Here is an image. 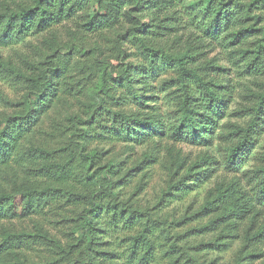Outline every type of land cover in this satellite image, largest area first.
<instances>
[{"label":"rangeland","instance_id":"obj_1","mask_svg":"<svg viewBox=\"0 0 264 264\" xmlns=\"http://www.w3.org/2000/svg\"><path fill=\"white\" fill-rule=\"evenodd\" d=\"M191 1L198 0H148L132 11L135 19L158 25V45L173 54L187 52L194 57L199 73L218 95L220 113L199 112L194 115L203 120L198 126L183 120L180 105L184 93L176 82L174 63L157 61L155 72L145 80L151 88L141 86V78L137 80L138 91L148 95L143 100L152 106L146 109L133 103L123 110L155 118L158 113L163 126L140 142L95 140L90 145L100 151L104 162L111 158L117 161L120 171L113 178L117 180V198L141 215L134 226L106 228L101 233L99 252L93 253V261L100 264H264V190L259 182L264 168V106L260 104L264 70L256 72L257 65L253 64L255 57L256 63L264 62V41L261 43L256 35L232 37L230 33L242 24L225 30L218 39L206 37L199 23L202 17L204 23L210 22L213 15L207 16L197 7L193 10ZM34 3L0 0V11H18ZM152 3L154 7H147ZM94 9L103 12L98 2L91 3L90 11ZM251 22L247 19L243 25ZM120 30H108L94 40L84 36L70 19L54 31L33 29L11 42H0V119L30 116L27 125L31 133L23 139L22 151L42 147L51 153L50 161L34 167L25 163L22 168L12 165L1 169L0 192L31 185L27 176L46 162L69 161L67 146L75 151L76 147L67 130L68 114L92 100L98 61H127L148 67L147 58L130 42L122 46L129 52L126 60L116 58L120 49L116 34ZM56 54L65 63L66 58L72 59V78L66 81L69 93L59 90L52 107L29 113L22 101L31 95L21 75L31 67L48 66ZM193 90L192 97L204 94L198 85ZM108 106L122 109L116 104ZM109 118L105 111L102 119ZM182 120L186 128L195 130L191 136L176 138L173 129ZM244 134L248 142L240 148L243 158H235L231 149L240 145ZM70 167L79 175L85 172L78 157ZM57 186L59 190L69 189ZM40 196L37 212L23 215L20 206L17 212L0 216V243L9 241V248L0 254V264H89L77 226V206L65 196ZM22 233L26 236L14 238ZM141 233L151 248L139 242L134 252L132 242Z\"/></svg>","mask_w":264,"mask_h":264},{"label":"trees","instance_id":"obj_2","mask_svg":"<svg viewBox=\"0 0 264 264\" xmlns=\"http://www.w3.org/2000/svg\"><path fill=\"white\" fill-rule=\"evenodd\" d=\"M147 1L35 0L34 5L23 7L18 11H0V42L3 43L18 39L33 29L54 31L63 21L73 19L75 26L83 32V35L94 40L102 37L108 30L121 29L116 34V39L120 41L117 59L122 56L123 60H126L125 56L129 52L123 50L122 46L129 42L133 43L140 54L147 58L148 67L127 61H122V64H113L106 60L98 61L100 65L97 82L91 95L93 101L83 103L78 109L68 114L67 130L76 147L75 151L71 145L67 146V149L71 151L69 161L46 162L36 172L27 176L31 185L25 186L24 189L16 188L13 192H0L1 217L17 212L20 206H22L23 215L37 212L41 206L40 195L44 193L54 196L53 199L65 196L67 202L77 206L80 211L77 226L81 230L80 240L85 244L84 252L89 257V264H100L93 261V253L99 252L97 248L101 233L106 228L134 226L137 219L141 218L136 209L117 198L119 193L116 190L117 180L115 182L113 179L120 171L117 161L111 158L104 162L100 151L90 147L95 140L140 142L152 137V131L156 134L161 131L160 127L163 123L160 122L158 113H155L157 116L155 118L153 115H141L139 112L128 114L123 110L125 105L133 103L138 106L143 105L146 109L152 106L143 100L148 95L139 92L141 89L137 85V80L141 78L144 80L140 82L141 86L151 88V84L146 83L145 80L150 73L155 72L157 61L163 59L174 63L177 71L176 82L180 84L184 93L180 105L183 120L198 126L203 120L194 115H199V112L200 114L201 111L205 112L207 115L220 113L217 104L218 95L215 89L210 87V81L204 80L203 75L199 73V67L194 65V57L187 52L179 54L168 52L156 41V35L159 33L158 25L154 22L135 19L132 9L141 8ZM172 1L175 2V0ZM93 2H98L103 7L102 13L95 9L90 11ZM154 4H149L147 7L152 8ZM189 7L193 10L198 8L199 11L204 9L207 16L213 15L210 22L204 23L202 17L199 23L206 37L218 39L225 30L242 24L238 30L230 33L232 37L256 35L257 40L261 43L264 41V0H198L191 1ZM196 12L197 19L199 14L198 11ZM247 19H252L253 22L243 25ZM262 45L264 46L263 43ZM98 49L101 54L102 49L100 47ZM66 60L65 63L59 54H56V59L52 58L48 66L31 67L29 72L22 73L24 82L29 86L28 94L31 95L22 101L25 109L30 111L29 113L36 108L44 112L52 107L59 90L69 93L66 81L72 78L71 74L69 75L72 59L66 58ZM256 60L258 61V57L253 59V64L257 65L254 67L257 69L256 72L264 70V62H257V64ZM194 85L204 90L201 97H192ZM71 89L72 93H75L73 87ZM108 104L119 105L122 109L113 110ZM260 104L264 106V95L261 96ZM105 111L110 115L108 121L102 119ZM28 117L30 116L15 115L0 119V170L12 165L22 168L25 163L34 167L41 161H50L51 153L42 147H32L22 151L23 139L28 138L31 133V128L27 125ZM183 120L173 129V135L176 138L191 136L195 130L193 127L186 128ZM254 124L253 122L249 126L247 132L251 133ZM209 125L211 126L210 122ZM239 130L243 131V129ZM241 138L240 145L231 149V154L235 158H243L244 154L240 152V148L248 142L247 135L244 134ZM76 157L81 166H85V172L81 175L75 173L70 167V162ZM259 182L261 189L264 190V168ZM57 185H65L69 189L59 190ZM24 236L26 234L22 233L14 238L19 239ZM7 238L11 239V237ZM139 242L140 246L150 250L145 234L141 233L132 242L134 252L139 247ZM8 243L7 239L0 243V254L9 248ZM18 263L22 264L21 261Z\"/></svg>","mask_w":264,"mask_h":264}]
</instances>
